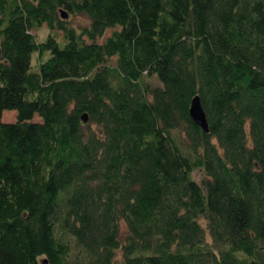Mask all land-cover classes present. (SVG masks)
Returning <instances> with one entry per match:
<instances>
[{
  "label": "trees",
  "instance_id": "trees-1",
  "mask_svg": "<svg viewBox=\"0 0 264 264\" xmlns=\"http://www.w3.org/2000/svg\"><path fill=\"white\" fill-rule=\"evenodd\" d=\"M3 108L0 264H264V0H0Z\"/></svg>",
  "mask_w": 264,
  "mask_h": 264
},
{
  "label": "rangeland",
  "instance_id": "rangeland-1",
  "mask_svg": "<svg viewBox=\"0 0 264 264\" xmlns=\"http://www.w3.org/2000/svg\"><path fill=\"white\" fill-rule=\"evenodd\" d=\"M65 17L68 19V21L73 25V26H77L79 24H84L86 23V20H85V17L83 15H79V14H76V15H69L66 14ZM64 17V18H65ZM112 28H106L104 29L105 31L103 32V34L101 36H99V38H97L96 40L99 42L103 39V37H105L106 35H108L110 33ZM32 33L34 32L36 34V38L37 39H42L45 35V31H46V26L45 24H41L39 27H37L36 29L33 28V30H31ZM32 55V61H33V58H34V54H31ZM113 60H114V56H111L107 59H105V63H108V64H112L113 63ZM147 79L152 83V84H161V82L158 80V78H156L155 75H152V76H149L147 77ZM1 117L0 119L2 121L4 120H8V121H12L14 120L15 118V111H13L12 109H6V108H3V110H1ZM38 117L36 115H33L31 117V120H37ZM192 176L195 177L197 180H199V178L201 177V171L200 169H195L192 173ZM118 227H119V231H120V236L122 235V233L124 232L125 230V227H124V224L121 220L118 221Z\"/></svg>",
  "mask_w": 264,
  "mask_h": 264
},
{
  "label": "water",
  "instance_id": "water-1",
  "mask_svg": "<svg viewBox=\"0 0 264 264\" xmlns=\"http://www.w3.org/2000/svg\"><path fill=\"white\" fill-rule=\"evenodd\" d=\"M59 10H60V16L64 18L66 15V12H63L62 9H59ZM188 114H190L191 119H193L194 122H196L202 128V130H205V131L208 130L206 115L200 103L198 94H195L191 97ZM80 119L85 120L84 112L81 113ZM41 264H48L45 257H43V259L41 260Z\"/></svg>",
  "mask_w": 264,
  "mask_h": 264
}]
</instances>
